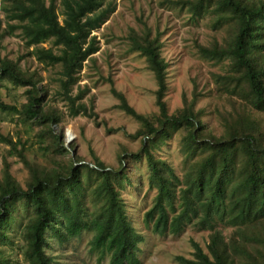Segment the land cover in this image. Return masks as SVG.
I'll use <instances>...</instances> for the list:
<instances>
[{
	"label": "trees",
	"instance_id": "16d2710c",
	"mask_svg": "<svg viewBox=\"0 0 264 264\" xmlns=\"http://www.w3.org/2000/svg\"><path fill=\"white\" fill-rule=\"evenodd\" d=\"M175 1L192 22L209 18L215 30L225 29L222 40L196 42L200 55L221 67L212 74L211 91L224 97L215 106L223 130L209 128L205 107H197L199 92L192 98L184 94L183 105L170 111L162 32L141 19V29L130 27L126 39L155 74L158 109L137 111L109 78L117 107L139 121L135 132L125 134L142 140L136 151L121 148L115 168L95 153L94 165L75 154V144L66 145L65 127L79 116H99L94 101H86L89 87L82 85L81 73L100 50L96 31L117 10L118 0H0V80L25 87L26 97L15 104L0 90V110L40 126L41 150L49 161L27 154L24 142L5 134L0 124V143L8 145L0 152V264H17L18 254L31 264H54L48 252L52 240L64 243L85 231L94 233L92 250L100 260L109 254L110 264H143L145 237L132 223L124 194L134 184L132 161L143 159L148 187L155 191L143 217L153 231L177 235L189 224L209 230L207 250L192 240V257L176 256L181 264H264V0ZM18 35L26 51L17 58L3 55V38ZM48 41L51 46L43 45ZM27 57L60 67L57 90L43 84L40 69L21 64ZM177 132H183L186 156L181 174L158 154L160 144ZM14 157L28 172L24 183L12 172ZM227 226L233 229L225 234Z\"/></svg>",
	"mask_w": 264,
	"mask_h": 264
},
{
	"label": "rangeland",
	"instance_id": "374dc122",
	"mask_svg": "<svg viewBox=\"0 0 264 264\" xmlns=\"http://www.w3.org/2000/svg\"><path fill=\"white\" fill-rule=\"evenodd\" d=\"M49 2V0H47ZM1 6V2H0ZM0 15L3 16L0 10ZM61 20L63 16L60 17ZM141 19L156 32H162L164 42L162 54L169 63L167 72L166 97L170 111L183 105V95L192 98L194 92L201 93L197 107H205L204 119L215 133L220 134L223 124L215 109L217 104L223 105L224 97H219L211 91L214 86L212 74L220 71L221 67L204 59L196 42L208 44L214 37L222 40L225 29L215 30L209 18L192 22L191 14L181 9L177 1L173 0H118L117 10L110 19L96 33L99 35L101 48L94 58L87 60L81 73L82 85H87L86 101L91 99L99 116L97 120L85 116L66 121V145L75 144L72 151L81 155L86 162L93 164L94 153L107 165L118 168L119 153L123 146L131 150H138L142 144L139 137H129L125 130L133 133L139 127V121L117 107L118 98L112 91L115 81L117 89L123 91L129 102L142 113H151L158 109L156 89L158 82L155 74L147 68L145 58L139 52L131 51L126 39L130 27L140 30ZM2 54L17 58L26 50L21 36H6L3 38ZM52 41L43 43L49 47ZM32 48V47H31ZM24 67L38 68L45 76L43 84L49 83L53 90L59 88V66H48L36 58L27 57L21 60ZM23 86H15L8 81L0 80V90L8 102L21 104L25 101ZM65 107L64 102H60ZM1 129L10 134L14 140L21 139L25 145V152L30 155L39 154L45 160L47 157L41 150L38 125L20 122L19 115L10 111L0 110ZM58 131V127L54 126ZM183 132H177L165 143L160 144L158 154L167 158L178 173H182L186 156L182 151ZM8 146L0 143V152ZM71 149V148H70ZM71 154L67 155L70 158ZM12 172L24 183L28 175L23 163L12 158ZM132 178L134 184L126 186L124 191L127 206L133 225L139 233L144 235L140 244V257L143 264H181L176 256L192 257L194 250L192 240L199 242L207 250L209 230H202L189 224L180 234H159L154 232L143 213L153 202L155 191L148 187V168L146 160L132 161ZM79 164V163H77ZM26 216L25 211H21ZM222 226V225H220ZM21 226L16 225L14 240H18ZM223 227V226H222ZM233 228L226 227L225 234ZM94 233L85 231L79 238L60 243L52 240V247L48 251L54 257V264H110V257L100 260L98 251L92 250ZM17 264H31L22 255L16 256Z\"/></svg>",
	"mask_w": 264,
	"mask_h": 264
},
{
	"label": "clouds",
	"instance_id": "9594fccd",
	"mask_svg": "<svg viewBox=\"0 0 264 264\" xmlns=\"http://www.w3.org/2000/svg\"><path fill=\"white\" fill-rule=\"evenodd\" d=\"M106 256H109V257H110V255H109V254H107V255H105V256H104V258H105Z\"/></svg>",
	"mask_w": 264,
	"mask_h": 264
}]
</instances>
